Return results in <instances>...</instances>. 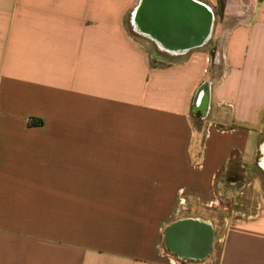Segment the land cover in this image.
<instances>
[{"label":"crops","instance_id":"obj_1","mask_svg":"<svg viewBox=\"0 0 264 264\" xmlns=\"http://www.w3.org/2000/svg\"><path fill=\"white\" fill-rule=\"evenodd\" d=\"M193 1L0 0V264H264V0Z\"/></svg>","mask_w":264,"mask_h":264},{"label":"water","instance_id":"obj_2","mask_svg":"<svg viewBox=\"0 0 264 264\" xmlns=\"http://www.w3.org/2000/svg\"><path fill=\"white\" fill-rule=\"evenodd\" d=\"M184 14L190 15L193 38L203 39L210 34L214 15H211L206 7L200 6L193 0H142L134 20L142 30L151 33L153 27L158 26L160 22L181 23ZM171 232V235L179 232L190 235V233L197 234L200 230L199 227L189 224L176 226Z\"/></svg>","mask_w":264,"mask_h":264},{"label":"rangeland","instance_id":"obj_3","mask_svg":"<svg viewBox=\"0 0 264 264\" xmlns=\"http://www.w3.org/2000/svg\"><path fill=\"white\" fill-rule=\"evenodd\" d=\"M217 22V21H216ZM128 24H129V26H131V28H130V35L133 37V38H135V39H137V40H139V41H145L144 42V44L148 47V49H149V51L150 50H152L153 52H156V51H160V52H162V54H164L165 56H168V57H172L173 58V56H175V55H172L173 53H171V51H169V52H167V51H164V50H160V49H158L157 47H156V45H154L151 41H148V39H146L145 37H143L142 35H140L139 33H137V32H135V31H133V28H132V25H131V23L129 22V20H128ZM149 42V43H148ZM208 48H209V51L211 52V53H213V39L212 40H210V42H209V44H208ZM169 58H167V59H165V61H163L162 63H168L169 62ZM263 156H262V154H259V156H258V169H260L261 170V172L263 173L264 172V168L262 167V165H261V158H262ZM236 160V158L233 160V164H232V169H231V171H229V173L230 174H233V172L236 174V173H239V166H238V164H237V162L235 161ZM263 170V171H262ZM228 172L226 171L225 172V174L220 178L221 180H223L224 181V183H228ZM237 179H239V180H242V178H240L239 176H238V178Z\"/></svg>","mask_w":264,"mask_h":264},{"label":"bare ground","instance_id":"obj_4","mask_svg":"<svg viewBox=\"0 0 264 264\" xmlns=\"http://www.w3.org/2000/svg\"><path fill=\"white\" fill-rule=\"evenodd\" d=\"M198 4H199V3H198ZM200 6H201V5H200ZM206 8H207L208 12L212 15L213 13H212L211 9L208 8V7H206ZM136 27H137V28L140 27L138 23L136 24ZM160 44H161L165 49H168V50H170V51H178V50H176L175 48H171V47L169 46L171 43H169V42L167 43V42H165V41H161ZM262 151H263V157H262V160H261V165H262V167L264 168V145H263V147H262Z\"/></svg>","mask_w":264,"mask_h":264}]
</instances>
